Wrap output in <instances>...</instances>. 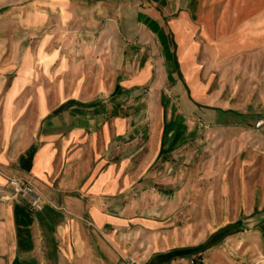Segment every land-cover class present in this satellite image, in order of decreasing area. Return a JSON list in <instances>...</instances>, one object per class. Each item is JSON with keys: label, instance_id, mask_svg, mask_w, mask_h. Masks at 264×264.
I'll list each match as a JSON object with an SVG mask.
<instances>
[{"label": "crops", "instance_id": "obj_1", "mask_svg": "<svg viewBox=\"0 0 264 264\" xmlns=\"http://www.w3.org/2000/svg\"><path fill=\"white\" fill-rule=\"evenodd\" d=\"M65 5L62 16L74 9L87 24L80 50L0 57V264H235L264 220L252 202L264 183L243 177L264 167L230 163L219 142L205 153L210 132L193 120L222 112L194 75L195 34L200 26L213 65L234 52V0H148L104 32L117 40L104 52L92 39L98 5ZM12 177L30 181L45 207L15 198Z\"/></svg>", "mask_w": 264, "mask_h": 264}, {"label": "rangeland", "instance_id": "obj_2", "mask_svg": "<svg viewBox=\"0 0 264 264\" xmlns=\"http://www.w3.org/2000/svg\"><path fill=\"white\" fill-rule=\"evenodd\" d=\"M77 0H0V57L4 63H13L19 54L29 46L42 50L43 47L62 46L68 51L81 49L83 40L76 35L84 24L80 11L74 9L64 14L65 3ZM96 8V36L93 39L98 52L105 47L117 45L112 35L118 31L117 18L120 14L134 13L135 9L147 4L148 0H89ZM237 30L242 35L234 52L215 55L214 65L205 53L201 28L195 34L201 45L195 60L200 65L194 73L202 83H210L207 94L215 95L211 104L219 109H234V115H224L212 111L210 117L202 121L196 117L194 123L203 122L210 132V150L213 156L218 150L214 143H222V156L231 160L252 157L251 171L264 167V0H234ZM69 8V7H67ZM78 9L79 7H73ZM195 21L201 16V5L196 1L192 7ZM235 8V9H234ZM108 35V34H107ZM213 65V68H208ZM208 137V134H207ZM224 139V140H223ZM239 144L235 149V145ZM230 145H225L227 143ZM235 143L232 145V143ZM208 156V155H207ZM253 175V174H252ZM250 182L263 181L264 177H243ZM242 206L246 199L241 198ZM258 206L260 219H264V199L253 198ZM255 228V227H254ZM255 245L248 254H236L235 264H264V220H260L254 231ZM241 251H244L242 249ZM230 264V263H228Z\"/></svg>", "mask_w": 264, "mask_h": 264}, {"label": "built area", "instance_id": "obj_3", "mask_svg": "<svg viewBox=\"0 0 264 264\" xmlns=\"http://www.w3.org/2000/svg\"><path fill=\"white\" fill-rule=\"evenodd\" d=\"M8 185L13 190V196L25 200L31 210L40 211L45 207L43 195L30 181L12 177L8 180ZM130 261L133 262L132 259ZM187 261L191 264H199L197 258H190Z\"/></svg>", "mask_w": 264, "mask_h": 264}, {"label": "trees", "instance_id": "obj_4", "mask_svg": "<svg viewBox=\"0 0 264 264\" xmlns=\"http://www.w3.org/2000/svg\"><path fill=\"white\" fill-rule=\"evenodd\" d=\"M213 109H215V110H220V111H222V112H231V113L236 114V112L233 111V110H223V109H219V108H217V107H213Z\"/></svg>", "mask_w": 264, "mask_h": 264}]
</instances>
